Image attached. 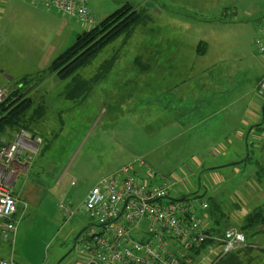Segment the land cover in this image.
I'll list each match as a JSON object with an SVG mask.
<instances>
[{
	"label": "rangeland",
	"instance_id": "rangeland-1",
	"mask_svg": "<svg viewBox=\"0 0 264 264\" xmlns=\"http://www.w3.org/2000/svg\"><path fill=\"white\" fill-rule=\"evenodd\" d=\"M17 1L8 0L0 11L4 17H13L10 28L4 21L0 24V58L13 62L15 67L9 69L10 81L0 68V87L6 97L16 89L21 77L44 69L40 68L41 55L31 52L30 38L17 23ZM87 2L96 24L121 7L104 6L95 0ZM145 3L146 0H134L132 7L145 11L147 18L135 27L130 38H118L79 72L90 80L104 62L114 58L107 76L92 87L87 97L64 99L61 94L66 82L55 75L30 84L34 108L42 105L45 113L31 126V133L39 136L42 144L28 175L18 180L23 183L21 196L27 207L14 244L17 264H85L77 239H81L89 224L84 210L86 197L102 178L137 160H144L171 179L172 197L191 196L212 202L205 221L212 229L211 238L225 227L224 215L227 222L232 219L230 207L223 206L231 203L232 198L210 192V186L221 188L224 183L216 182L213 171H207L208 166L223 161L211 162L208 151L191 150L194 141L157 128L188 126L192 122L190 109L181 100L197 92L204 96L242 98L246 102L264 98L258 94L264 79V55L255 43L264 24V0H239L236 9L231 8L228 13L232 23L207 21L186 26L168 22V13L176 8L159 6L161 0ZM201 9L192 8L195 20L204 12ZM207 9L211 14L215 11ZM51 16L55 17L51 32L45 44L38 46L39 50H44L50 39L55 44L66 40H62V34L60 41L54 31L68 20L56 14ZM41 29L38 25L36 35ZM66 41L64 46L54 49L53 57L71 47L76 36ZM198 49H204V53L199 54ZM176 118L181 120L178 126H169V121ZM193 154L204 160L202 165L191 160ZM249 168L243 169L245 178L253 175ZM217 173L227 176L225 169ZM234 183L231 180L227 186L231 188ZM262 209L264 212V204ZM140 226L145 227L146 223ZM256 232L257 229L244 231L248 243L261 235ZM3 249L8 250L6 245Z\"/></svg>",
	"mask_w": 264,
	"mask_h": 264
},
{
	"label": "built area",
	"instance_id": "built-area-1",
	"mask_svg": "<svg viewBox=\"0 0 264 264\" xmlns=\"http://www.w3.org/2000/svg\"><path fill=\"white\" fill-rule=\"evenodd\" d=\"M33 1L47 12L96 24L88 0ZM258 36L256 47L264 55V24ZM258 94L264 95V79ZM5 98L0 87V104ZM41 144L39 136L25 130L0 138V264H17L14 244L27 207L21 196L23 183L18 180L28 175ZM173 185L144 160L102 178L84 202L89 224L77 240L85 264H213L245 246V235L236 229L211 238L205 224L208 202L172 197ZM143 222L145 227L140 226Z\"/></svg>",
	"mask_w": 264,
	"mask_h": 264
},
{
	"label": "crops",
	"instance_id": "crops-1",
	"mask_svg": "<svg viewBox=\"0 0 264 264\" xmlns=\"http://www.w3.org/2000/svg\"><path fill=\"white\" fill-rule=\"evenodd\" d=\"M95 1H99L98 3L104 4V6H123L127 3L133 6L134 4V0ZM238 2L239 0H161L159 6L176 8V11L168 13V22L185 24L186 26L190 23H206L207 21L232 23L228 13L231 11V8L236 9ZM8 3V0H0V11ZM147 3H149V0H146L145 4ZM14 7L16 6L14 5ZM198 7H201V11L204 10V12L201 16H196L198 20H195V13L192 15V8ZM206 8H214V15L210 13L209 9L206 10ZM41 9L43 8L33 0L17 1V23L24 27L23 29L27 32V37L29 36L30 38L29 46L32 48L31 52L41 55L40 60L42 64L40 68L45 69L55 58L52 55L55 48L64 46V42H67L66 40H69L74 35L77 38L79 35L85 33L84 29L86 31L90 30L91 24L75 18L65 17L68 21H63L54 32H56V37L59 40L62 34H64L62 40L64 38L66 40L55 44L49 38L50 43H48L44 50H39L38 46L42 47L45 44L51 32V21L55 18L51 15H59L55 12H47ZM159 14H162V10ZM12 20L13 17H4L0 14V24L4 21L6 27L10 28ZM38 25L42 27L39 36L35 33V31L37 32ZM50 37L52 38V36ZM13 64V62L4 60L1 57V74L8 75L10 73L9 69L15 70ZM181 103L184 104L186 109H190L192 122L182 128L159 126L157 129L163 128V131L169 130L174 132L175 136H184L186 141H194L191 150H195V152L208 151L207 157L211 162L217 160L223 161L217 164L212 163L208 166L207 170L208 172L213 171L211 174L214 175L216 182L222 180V183L225 185L221 188L210 186V192L213 195L220 193L228 199L232 198L231 203H223L224 207H230L232 219L230 222H227V217L224 215L222 219L225 222V227L218 232L221 233L227 230V228H236V230L246 235L242 231V227L246 224V218L252 212H255L256 209H262L264 204V177L262 178L264 176V98H260V100L250 99L246 102L242 98L231 99L226 96H204L197 92L193 96L187 95V97L182 98ZM240 103L243 104L240 105ZM180 121L176 118L170 120L168 125L178 126ZM154 131L156 129L148 130L147 133ZM147 138L151 140V135H148ZM191 160L201 165L204 162L196 154L191 156ZM247 166H250L249 171L251 174L253 173L250 178L243 176V169ZM220 169L227 170L226 177L217 173ZM231 180L235 183L230 188L227 184H230ZM208 204L210 211L212 202L209 200ZM249 208L253 210L250 212ZM207 229L212 234V229L209 227ZM250 229H257V232L261 233V235L253 243H248L246 240L243 248L224 255L213 264H264V226L259 224ZM209 260L214 261V257H210ZM198 264L203 263L199 262Z\"/></svg>",
	"mask_w": 264,
	"mask_h": 264
},
{
	"label": "trees",
	"instance_id": "trees-1",
	"mask_svg": "<svg viewBox=\"0 0 264 264\" xmlns=\"http://www.w3.org/2000/svg\"><path fill=\"white\" fill-rule=\"evenodd\" d=\"M147 18L145 11H137L130 4H124L110 16L96 24L89 31L79 35L75 43L59 53L49 65L34 75L21 77L16 89L12 90L0 104V138L19 130L31 131V126L43 118L45 108L39 105L34 108L30 97L33 82L44 81L47 75H55L66 86L61 96L70 101L87 97L92 87L102 81L110 71L114 58L104 62L99 72L92 78L84 79L79 72L87 68L104 48L118 38L125 41L130 38L133 30ZM123 43H125L123 41ZM204 50V49H203ZM203 50H197L203 54ZM42 81V82H43ZM24 87H26L24 89ZM263 209H256L246 218L242 231L256 225L264 226ZM220 234V232H218Z\"/></svg>",
	"mask_w": 264,
	"mask_h": 264
},
{
	"label": "water",
	"instance_id": "water-1",
	"mask_svg": "<svg viewBox=\"0 0 264 264\" xmlns=\"http://www.w3.org/2000/svg\"><path fill=\"white\" fill-rule=\"evenodd\" d=\"M4 77L8 80V81H10L12 78H10V77H8V75H6V74H4Z\"/></svg>",
	"mask_w": 264,
	"mask_h": 264
}]
</instances>
